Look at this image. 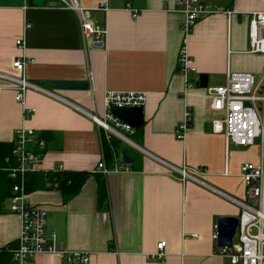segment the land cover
<instances>
[{
	"label": "crops",
	"instance_id": "1",
	"mask_svg": "<svg viewBox=\"0 0 264 264\" xmlns=\"http://www.w3.org/2000/svg\"><path fill=\"white\" fill-rule=\"evenodd\" d=\"M78 1L106 29L103 45L84 39L79 15L60 0H0V141L12 142L17 129L33 128L32 149L41 154L33 172L89 173L68 197L50 181L26 187L29 201L46 208L47 233L56 234L59 248L90 255L88 263L76 264H234L218 253L217 219L239 215L231 197L245 198L240 164L257 162L259 147L227 144L223 133L212 130L216 113L198 82L202 73L215 86L226 82L228 71L264 72V54L248 52L250 15L264 10V0H200L232 13H207L187 34L178 0ZM183 46L187 74L178 70ZM16 58L26 61L24 74L38 85L22 101L2 76L23 75L13 66ZM43 79H88L91 86L56 90ZM107 90L146 94L144 124L130 134L137 138L132 166L121 152L105 158L102 138L110 134L89 115L104 111ZM186 108L191 122L178 138ZM120 146L127 147L121 140ZM102 158L107 173L96 168ZM183 165L204 169L201 181L181 180L177 168ZM8 205L0 212V260L17 264L10 249L18 244L20 220ZM160 240L166 241L163 257L153 259ZM24 264L70 262L40 253Z\"/></svg>",
	"mask_w": 264,
	"mask_h": 264
},
{
	"label": "built area",
	"instance_id": "2",
	"mask_svg": "<svg viewBox=\"0 0 264 264\" xmlns=\"http://www.w3.org/2000/svg\"><path fill=\"white\" fill-rule=\"evenodd\" d=\"M68 8L75 9L80 17L81 32L84 39L90 42L103 40L106 34L104 26L92 20L89 9L83 8L76 0H61ZM180 11L191 14L192 19L183 20V30L187 34L196 23L195 17L199 13H221L227 15L232 10H223L220 7L212 8L202 4L199 0H178ZM133 16H137L133 11ZM251 24L248 27V52L264 54V10L251 14ZM25 23V28L29 27ZM22 39H17V44H22ZM179 60L184 63L180 67L183 74L189 71L190 58L185 48L180 49ZM26 61L16 58L14 67L23 72L22 76L2 75L12 81L16 100L22 101L29 88L38 87L30 82L24 75ZM258 78V83H253V78ZM209 97L208 108L218 111L213 117L212 130L223 133L227 144L257 145L259 147V160L257 162L244 161L240 164V175L243 178L246 191L244 200H235L240 206L238 225L233 242L230 247H219V254L227 256L234 264H264V72L255 76L245 71H228L226 82L221 85H207ZM146 94L142 91L107 90L104 94V111L102 113L90 112V117L111 135L123 140H131L128 134L135 131L130 124L124 122L111 111L112 106H143ZM104 117L105 120H102ZM191 122V113L185 110L184 117L178 123L175 132L178 138H184ZM34 129L21 127L16 130L13 140L14 147L11 157H7L6 166L9 176L15 182L12 186L13 194L9 200L8 210L18 215L20 230L18 245L11 249L12 257L18 264H24L28 259L40 254H57L64 258L77 257V261L88 262V253L68 252L56 245V234L47 233L46 208L33 204L28 199L26 191L27 173L36 171L41 161V154L33 151ZM258 139V141H256ZM132 141V140H131ZM39 146L44 142L39 140ZM97 170L107 173L105 161L102 158L97 163ZM178 173L185 178L189 176L188 170L196 174L204 173V169L198 170L177 168ZM195 180L197 178L193 177ZM216 238V234H214ZM165 245L164 240L157 243V251L151 256L160 257V250ZM1 251V249H0Z\"/></svg>",
	"mask_w": 264,
	"mask_h": 264
},
{
	"label": "trees",
	"instance_id": "3",
	"mask_svg": "<svg viewBox=\"0 0 264 264\" xmlns=\"http://www.w3.org/2000/svg\"><path fill=\"white\" fill-rule=\"evenodd\" d=\"M102 145L104 149L105 158L107 160H112L114 158L113 152L115 151L120 153L122 148H125L128 153L131 154L130 150H128L127 147L120 146V140L115 138V136L113 135H110L109 139H106L105 137L102 138ZM13 147V141H0V212L6 210V202L12 195V184L14 183V179L10 177L8 171L2 169V167L6 166L5 159L9 156H12L11 153ZM132 156L134 157V161L127 165L132 166V164L138 160L137 156H135L134 154H132ZM88 174L89 173L87 171L74 172L57 170L50 171L47 173V175L44 176L42 173L32 172L27 174L26 187L27 191H31L40 186L47 187L46 183L50 181L51 184L56 185L62 190L65 197H68L71 195V193L77 190V188L86 179ZM0 264L6 263L0 260Z\"/></svg>",
	"mask_w": 264,
	"mask_h": 264
},
{
	"label": "water",
	"instance_id": "4",
	"mask_svg": "<svg viewBox=\"0 0 264 264\" xmlns=\"http://www.w3.org/2000/svg\"><path fill=\"white\" fill-rule=\"evenodd\" d=\"M52 4L55 5L56 1H48V5ZM94 45H103V40L95 41ZM41 82L53 85L56 90H88L91 86L88 79H43ZM198 84L201 87H206L208 85V75L206 73L200 74ZM111 111L114 115L130 124L135 129L141 128L144 124L143 106H112ZM256 141H258V139H256ZM121 154L123 162H133L134 158L126 149H122ZM237 225L238 217L236 215H222L218 217L216 224V244L219 247H230L232 245Z\"/></svg>",
	"mask_w": 264,
	"mask_h": 264
},
{
	"label": "bare ground",
	"instance_id": "5",
	"mask_svg": "<svg viewBox=\"0 0 264 264\" xmlns=\"http://www.w3.org/2000/svg\"><path fill=\"white\" fill-rule=\"evenodd\" d=\"M61 1V0H60ZM77 2V5H78V0H76ZM200 1V0H199ZM62 2V1H61ZM63 3V2H62ZM200 3H201V1H200ZM48 4V3H47ZM64 4V3H63ZM203 4V3H202ZM65 6V5H64ZM79 6V5H78ZM66 7V6H65ZM66 8H68V7H66ZM69 9H71V8H69ZM73 10V9H72ZM133 11H135V13H136V15H138V11H136V9H132ZM74 11H76L75 9H74ZM182 12L184 13V19L183 20H185V19H192V17H191V14L189 13V12H186V11H184V10H182ZM207 13H199L196 17H195V20H198L199 18H201L203 15H206ZM136 17V16H135ZM251 22H252V20H251V15H250V23H249V26H250V24H251ZM18 39H21V38H18ZM23 41V40H22ZM16 43H17V40H16ZM23 44V43H22ZM18 45H20V44H18ZM182 48H185V46H183V47H181V49ZM14 66V65H13ZM185 65H184V63L182 62V61H180V60H178V70H180V67H184ZM25 67H26V64H25ZM24 70H25V68H24ZM181 71V70H180ZM187 73H189V71H187L186 72V74ZM25 75V74H24ZM26 77V76H25ZM253 83H258V78L257 77H254L253 78ZM34 89H35V87H34ZM206 91H207V89H206ZM208 93V92H207ZM210 109L212 110V111H215V113H216V116H217V114H218V111L217 110H215V109H213V108H211L210 107ZM101 119L102 120H105L104 119V117H101ZM212 128H213V124H212ZM176 133V132H175ZM111 135V134H110ZM176 136H177V134H176ZM178 137V136H177ZM127 141H128V139H127ZM129 143L130 144H132V145H134L135 143L133 142V141H131V140H129ZM235 145V144H234ZM137 146V145H136ZM237 146H252V145H237ZM97 168V167H96ZM38 169V168H37ZM36 169V170H37ZM185 169H188L186 166H185ZM199 168H197V169H193V170H198ZM108 172V171H107ZM30 173V172H29ZM187 173H189V176H187V177H185V178H182V176L180 175L179 177H180V179L181 180H183V181H185L187 178H193V177H195V178H197V180H199V181H201V179L199 178V176H198V174H196L194 171L192 172L191 170H188V172ZM28 174V173H27ZM27 177V176H26ZM14 182H15V180H14ZM14 184V183H13ZM13 184H12V186H13ZM50 184V183H49ZM12 194H13V189H12ZM12 196V195H11ZM11 198V197H10ZM10 198H9V200H10ZM233 198V197H232ZM234 199H236V198H234ZM245 199V198H244ZM244 199H236V200H244ZM238 217V216H237ZM165 244H166V241H165ZM18 245V244H17ZM165 246V245H164ZM164 246H163V248L160 250V257H154V258H162L163 257V249H164ZM15 248V247H14ZM10 251H11V249H10ZM12 253V252H11ZM155 254V253H154ZM222 255V254H221ZM224 256V255H223ZM227 257V256H226ZM13 258V257H12ZM153 258V259H154ZM228 258V257H227ZM229 259V258H228ZM14 260V259H13ZM66 260H68L69 262H70V264H76V263H84V262H81V261H77V257L76 256H71V257H68V258H66ZM230 260V259H229ZM15 261V260H14ZM16 262V261H15ZM17 263V262H16ZM86 263H88V262H86ZM18 264V263H17Z\"/></svg>",
	"mask_w": 264,
	"mask_h": 264
},
{
	"label": "rangeland",
	"instance_id": "6",
	"mask_svg": "<svg viewBox=\"0 0 264 264\" xmlns=\"http://www.w3.org/2000/svg\"><path fill=\"white\" fill-rule=\"evenodd\" d=\"M214 8V7H213ZM135 91V90H134ZM128 136H129V138L131 139V140H135V139H137L135 136H133V135H130V134H128ZM119 138V137H118ZM121 141H122V143H124V145H126L127 147H129V149H130V151L132 150V147L134 146H132L130 143H128V142H125V140H123V139H121V138H119ZM132 146V147H131ZM135 149V148H134ZM141 151V150H140Z\"/></svg>",
	"mask_w": 264,
	"mask_h": 264
}]
</instances>
